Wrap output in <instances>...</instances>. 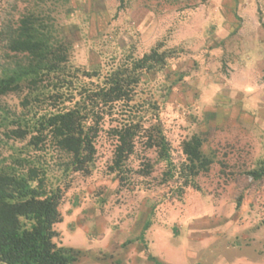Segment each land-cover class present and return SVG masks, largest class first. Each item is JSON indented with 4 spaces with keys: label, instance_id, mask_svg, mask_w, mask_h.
Instances as JSON below:
<instances>
[{
    "label": "rangeland",
    "instance_id": "rangeland-1",
    "mask_svg": "<svg viewBox=\"0 0 264 264\" xmlns=\"http://www.w3.org/2000/svg\"><path fill=\"white\" fill-rule=\"evenodd\" d=\"M110 6L116 8L112 28L90 39V32H82L88 5L77 0H0V74L17 56L6 47L7 29L26 12L40 15L55 38L72 41L73 67L101 70V75L162 41L174 57L164 68L143 74L137 88L140 103L127 107L126 116H142L147 126L152 115L146 104L157 101L173 161L179 165L186 160L182 143L198 134L204 138L203 152L213 158L209 169L188 186L182 178L166 180V163L155 148L146 147L141 133L120 181L110 169L115 138L109 128L116 115L103 121L92 173L69 169L68 155L53 143L32 150L27 146L30 137L18 139L10 133L17 117L30 114L22 104L25 90L0 97V170L18 167V158L34 159L45 170L47 186L61 187L59 242L80 247L74 249L81 260L89 253L87 246L101 237L123 228L131 232L149 217L152 224L160 218L166 224L165 219L174 220L190 209L195 218L219 219L231 227L213 247L201 250L205 264H240L243 258L247 264H264V177L248 174L264 166V0H125L122 9L117 0ZM124 11L131 12L126 19ZM145 16L150 17L145 27L138 26V18ZM246 62L253 63L247 75L240 70ZM72 74L88 86L98 81L81 72ZM63 98L52 104L68 105ZM49 106L44 102L32 110ZM201 204L206 211H194ZM175 224L180 229L174 233L185 242L190 222L181 217ZM131 236L133 241L136 235Z\"/></svg>",
    "mask_w": 264,
    "mask_h": 264
},
{
    "label": "trees",
    "instance_id": "trees-1",
    "mask_svg": "<svg viewBox=\"0 0 264 264\" xmlns=\"http://www.w3.org/2000/svg\"><path fill=\"white\" fill-rule=\"evenodd\" d=\"M118 1V9H122L125 0ZM163 46L160 41L141 57H129L101 75V70L73 67L72 41L67 37L55 38L40 15L26 12L15 26L7 29L6 47L17 56L0 74V97L26 90L22 104L30 113L17 117L16 127L10 133L18 139L30 137L27 146L32 150L41 149L46 142L53 143L68 155L69 169L90 175L95 167L96 141L103 131V121L116 115L115 125L109 128L115 138L110 169L120 181L135 152L137 138L144 134L146 147L155 148L166 163L165 179L177 177L183 179L184 186L194 184L195 177L207 171L213 162L202 150L204 138L194 134L184 140L182 150L186 160L177 165L157 101L151 99L146 104L152 115L147 126L140 119L142 116L133 119L126 116L127 107L140 103L137 88L143 74L164 68L168 59L174 57V52ZM74 72L76 77L81 72L91 79L97 77L98 81L88 86L75 80ZM60 98L69 104L64 107L52 104ZM44 102L50 106L32 110L33 105ZM3 109L0 103V112ZM15 163L18 167L12 170H0V264H75L79 260L75 249L59 242L61 232L56 228L64 220L60 210L64 191L58 185L47 186L45 170L34 159L18 158ZM248 174L261 179L264 166L253 168ZM240 200L241 196L237 204ZM151 224L149 217L138 236L144 243Z\"/></svg>",
    "mask_w": 264,
    "mask_h": 264
},
{
    "label": "crops",
    "instance_id": "crops-1",
    "mask_svg": "<svg viewBox=\"0 0 264 264\" xmlns=\"http://www.w3.org/2000/svg\"><path fill=\"white\" fill-rule=\"evenodd\" d=\"M110 1L112 0H77V2L88 5V15L86 18L88 22L83 26L87 29L82 32H90V39L112 28L113 23H110V17L116 8L115 6H110V3H115L117 0ZM71 2L75 4V0H71ZM77 5L80 4L77 3ZM130 13L124 11L123 18L126 19V16ZM135 13L133 12V14ZM147 18L150 17H139L138 26L145 27ZM88 44L91 43L88 42ZM91 51H93V48H91ZM253 55L254 58L257 56L254 53ZM249 62L243 63L244 69H240L246 75L248 68L252 67L254 63V61L253 63ZM204 210V204H201L196 206L194 211L203 212ZM189 212L190 209H186L185 216L181 214L174 217V220L165 219L166 224H164L162 218L154 220L151 227L146 231L145 243L141 239H138V236L148 218H145L142 224L140 223L142 226L130 228L131 232H127L123 228L116 234L114 232L110 233L106 239L101 237L97 244L91 242L87 246L89 250L87 257L82 260L79 259L75 264H205V253L203 254L204 251L201 250H205L206 247H213L220 237L223 238L220 234L228 233L231 227L229 224L224 226L225 224H222L223 222L219 219L195 218V214H190ZM181 217L185 218V222H190L191 224L190 232L187 236H183V238H186L185 242H181L178 235L174 233V230L180 229V227L176 224L173 225V223ZM131 235H134V237L136 235V237L133 238L132 242H128L129 238L132 237ZM67 246L80 249L77 246ZM248 262L249 260L244 261V258L240 260V264H247Z\"/></svg>",
    "mask_w": 264,
    "mask_h": 264
}]
</instances>
